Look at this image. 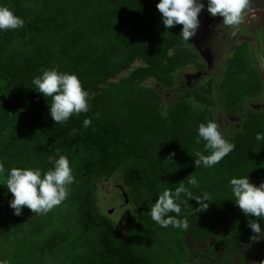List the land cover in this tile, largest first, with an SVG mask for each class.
Returning a JSON list of instances; mask_svg holds the SVG:
<instances>
[{
	"label": "trees",
	"instance_id": "obj_1",
	"mask_svg": "<svg viewBox=\"0 0 264 264\" xmlns=\"http://www.w3.org/2000/svg\"><path fill=\"white\" fill-rule=\"evenodd\" d=\"M158 2L0 0L24 21L20 29L0 31V162L6 169L47 171L50 156L65 155L75 177L60 205L43 215L24 207L19 216L9 206L6 177H0V261L30 264L38 251L45 260L35 264H201L206 259L191 260L205 249L226 246L240 261L263 252L252 241L264 234L256 236L249 220L264 232V218L245 216L230 189L233 177L264 183V142L255 140L264 131L258 48L247 41L237 48L217 90L166 102L163 92L177 86L182 70H202L205 63L191 39L179 35L182 25L164 27ZM51 68L78 76L89 94L88 112L55 124L51 98L32 84ZM209 120L235 149L215 166L197 168L195 152H204L197 129ZM192 174L199 181L188 185L193 200L180 197L179 218L187 217L189 228L156 225L148 215L155 200L187 185ZM104 182L114 184L132 209L124 230L99 209ZM205 193L210 199L201 203L209 206L196 212L195 199Z\"/></svg>",
	"mask_w": 264,
	"mask_h": 264
},
{
	"label": "clouds",
	"instance_id": "obj_2",
	"mask_svg": "<svg viewBox=\"0 0 264 264\" xmlns=\"http://www.w3.org/2000/svg\"><path fill=\"white\" fill-rule=\"evenodd\" d=\"M248 5V0H207V11L212 17H222V25H239ZM162 14L161 21L166 29L182 25L180 36L183 41L189 42L197 33L200 26L199 14L205 8L201 0H159L156 5ZM24 21L10 8L0 5V31L17 30L22 28ZM32 84L44 97L51 98L49 114L51 119L58 123H66L73 115L86 113L89 110L88 92L82 87L78 76L74 73L61 72L58 68L42 71L41 75L33 78ZM84 127L91 124L86 118ZM257 142H264V131L255 135ZM204 142V152L196 151L194 163L197 168H211L218 164L235 149V144L225 139L218 124L212 120L201 123L197 129L196 143ZM174 156V153L172 154ZM52 167L47 171L31 167H13L6 169L0 162V177H6V188L13 196L10 208L14 215L22 214L24 207L33 213L47 214L54 207L60 205L69 196V186L75 182L73 169L65 155L49 157ZM199 181L195 175L187 178V185L181 184L175 192L165 190L155 200L148 215L151 220L161 228L172 226L176 229L187 230L189 222L187 217L179 218L182 212L181 201L183 194L189 201L193 194L188 185L196 186ZM230 189L233 201L247 217L264 218V183L259 186L250 182L248 175L230 179ZM210 197L207 193L195 200L200 203L197 211H206ZM175 214V215H172ZM249 227L256 236L264 234L261 223L249 220ZM0 264H9L0 261Z\"/></svg>",
	"mask_w": 264,
	"mask_h": 264
},
{
	"label": "flooded vegetation",
	"instance_id": "obj_3",
	"mask_svg": "<svg viewBox=\"0 0 264 264\" xmlns=\"http://www.w3.org/2000/svg\"><path fill=\"white\" fill-rule=\"evenodd\" d=\"M204 4L205 8L199 14L200 26L190 41L203 59L205 68L197 70L194 67H188L182 70L178 75L177 86L171 91L163 92L164 99L173 97L179 99L187 96L190 92L193 94L202 93L203 90H210L213 87L217 90L216 87L219 88L221 83L226 80L228 60L235 54L237 48L247 41L252 44L254 49L260 50L264 43V0H248L241 22L236 26L222 25L223 18L212 17L207 11L206 2ZM261 68H263L262 65ZM215 95L218 96L217 93ZM230 115L228 116L230 117ZM224 121L228 124L226 118ZM258 238L262 239V237ZM252 243L258 245L263 251L261 255H257L252 260L246 258L245 261H240L226 246L220 247L215 252L205 249L202 255L194 254L192 260L195 262L206 259L201 261V264H262L264 239H262V245L253 241ZM192 246L195 247L191 244ZM197 250L195 247L194 252ZM227 252H230V256L225 260L224 255ZM231 258H235L234 262Z\"/></svg>",
	"mask_w": 264,
	"mask_h": 264
},
{
	"label": "rangeland",
	"instance_id": "obj_4",
	"mask_svg": "<svg viewBox=\"0 0 264 264\" xmlns=\"http://www.w3.org/2000/svg\"><path fill=\"white\" fill-rule=\"evenodd\" d=\"M259 58L260 60H262V66H264V43H262L260 50L256 52V56L254 55V61L255 62L259 61ZM175 100H177L176 97L165 99V101L169 103ZM255 103H258V102H255ZM114 188H115L114 184L111 185V183L109 182L101 183L100 192L98 195L99 209L104 213L109 212L110 216H112L117 221L119 229L124 230L128 226L127 225V220H128L127 215L132 212V209L129 206L125 205L124 199L118 195V193L114 190ZM56 224L52 226L51 228L52 232L54 228H56ZM253 242L262 245L261 238H256V240H254ZM191 249L195 251L194 246H192ZM31 259L33 260L30 261V264H35V263H39L38 260L40 261L45 260V257L41 253L36 251L35 253H32ZM191 262H193V260H191ZM51 264H56V262L52 261Z\"/></svg>",
	"mask_w": 264,
	"mask_h": 264
}]
</instances>
